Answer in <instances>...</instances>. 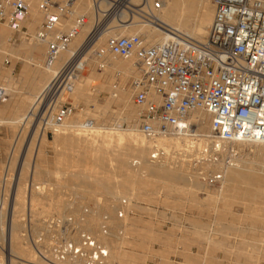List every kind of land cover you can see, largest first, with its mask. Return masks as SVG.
Wrapping results in <instances>:
<instances>
[{"label": "bare ground", "instance_id": "bare-ground-1", "mask_svg": "<svg viewBox=\"0 0 264 264\" xmlns=\"http://www.w3.org/2000/svg\"><path fill=\"white\" fill-rule=\"evenodd\" d=\"M124 1L134 13L125 10L119 13L124 23L122 28L113 32L108 31L109 33H97L90 32L94 16L96 17V14L102 11L101 9L108 11L110 3L106 0H75L72 5L73 15L66 20L61 32H66L71 27L72 19L75 17L85 16L88 22L77 28V33L67 48L61 52L51 66L45 64L46 45L36 41L35 34L31 43L22 42L15 48L10 45L13 40L11 32L0 27V57L7 56L11 62L14 60V63L15 60H19L21 63V69L16 77L13 76V65L9 69L6 68L4 75L0 77L2 82L0 88L4 90L5 95L0 102V124L14 125L17 130L8 154L9 165L0 179V264H41L34 259L31 248L25 242L23 244L24 237L22 234L20 235V232L24 227V222L17 221L19 216H17L18 212L15 211V206H18L19 209L23 207L26 192L28 216H36L32 210L29 211V207L32 209L39 201H45L60 219L68 217L74 219V231L68 234L70 238L77 239L78 234L87 233L106 251L107 262H110L109 257L115 260L116 264L120 255L117 254L118 250L115 248V233L124 230L121 224L122 220L120 222L118 218L123 217V212L126 211L123 210V207L121 209L120 206L118 208L113 204L116 200L121 199L120 196L126 198L121 202L122 206L125 207L126 201L130 202L133 195V185L142 184L136 181L138 177L143 178V175L146 174L150 177L153 175L159 177L160 175L166 180L168 177L175 183L186 181L192 187L198 188V186L206 185L200 179L207 174L216 173H221L223 180L220 183V188L215 190L216 193L206 197L208 205L212 206L213 211H216V207H218L216 204L224 201L230 194L229 197L244 206V220L247 221V225L244 224L246 227L235 226L229 229L232 231L233 238L238 240L237 245H234V251H231L232 264H257L260 260L264 262V143L250 141L217 142L211 132V117L203 110H195L188 114L187 121L191 128L185 136H166L155 140L146 139L138 130L136 117L139 110L131 102L130 85L129 87L126 86L128 78L133 80L139 77V70L134 65V61L121 59L105 52L100 57L92 54V49L102 50L105 48L107 36L137 35L144 39L147 45L152 46L168 39L170 33H179L195 42H203L213 21V5L210 4L209 0H156L160 3V8L156 9L155 0ZM27 2L30 5V11L28 18L22 25L33 29L41 19L42 14L38 10L37 0H27ZM141 5V9L137 8ZM73 16L75 17L72 18ZM75 51L81 53L80 69L82 67L87 73L81 75L74 83L71 93L66 98L69 103L76 106L77 102H82L86 107L92 103L94 109H97L102 117L106 114L111 103H116L121 107V112L116 117L113 115L114 123L111 125L101 127L94 125V119L88 120L87 112L80 110L79 114H72L59 129L53 132V143L64 148L61 155L66 161V163L63 162L64 165L63 163L60 164L66 175L61 179V186L68 187L66 183L69 179L72 182V188L85 189V197L93 196L99 192L105 195V199L111 200V202L109 201L110 204L105 201L106 204L104 203L103 206L91 207L92 209L89 210L88 214H83L84 211L80 205H65L57 195L51 194V192L46 193L47 190L43 191V186L38 182L37 176V169L42 164V151L41 148L34 151L30 150L31 140L36 133L35 126H39L40 132H43L41 123L49 120L48 111L44 110L42 102L49 91L51 92L53 75ZM98 80L101 83L93 86L92 83ZM96 88L107 90L109 93V98L106 99L104 107H99L94 102L91 92ZM87 122H91L92 126L86 127ZM121 123L127 124L128 127L123 130L120 126ZM38 138L39 141H45L43 133L42 139ZM21 145H23L22 162L19 161L21 162L20 167L18 166L19 172L17 176H14V183L11 185L13 187L10 188L12 190H10L8 198H10L11 211L7 215L8 223L4 229L2 221L6 218L4 209L5 203H7L5 196L7 179L13 161H16L15 154ZM215 145L221 152L217 162L211 160V155L203 154L205 148L210 147L212 150L211 147ZM244 146L253 150L251 149L248 154L245 153V158H243L244 155L241 159L232 156L228 163L225 162L224 153L226 150L241 151ZM155 147L163 152L162 157L158 160L151 159L152 150ZM110 155V158L112 156L115 158V166L112 165V169L123 178L121 182H118L120 180L113 181L112 178L114 177L112 176H109L112 177L110 181L102 178L103 176L101 177L100 172L104 170L106 165L104 163L105 157ZM87 159L90 160V168L84 167L85 164L84 166L81 165ZM178 159L182 160L179 161ZM60 161L62 162V160ZM110 161L112 160L109 159ZM73 162H76V165L73 166ZM183 164H185V168ZM73 168H78V170L75 171ZM183 168L186 170L185 173H183ZM189 169L194 170V173L201 170L199 171L201 173L196 175L192 173L193 176L192 174L188 176L187 171ZM108 170L111 171L109 168ZM27 171L31 173V177L29 183L27 182V187L24 188L26 192H24L23 182ZM148 176L146 177L148 178ZM172 184L174 185V183ZM189 190L191 189L189 188ZM119 210H123L122 213H118ZM114 212L118 214L115 215L116 219L113 217ZM104 214H107L109 221L104 222V219H101L103 222L100 220L102 223H98L97 219ZM235 219L234 221L238 220ZM38 221L36 222L38 223ZM38 225L40 226L39 223ZM192 227L195 230L194 234L202 235L206 246H209L211 243L209 234H201L198 230L199 224L193 223ZM219 245L217 244V246ZM220 247L222 248V246ZM207 250L206 247L201 260L202 264L213 263Z\"/></svg>", "mask_w": 264, "mask_h": 264}, {"label": "built area", "instance_id": "built-area-1", "mask_svg": "<svg viewBox=\"0 0 264 264\" xmlns=\"http://www.w3.org/2000/svg\"><path fill=\"white\" fill-rule=\"evenodd\" d=\"M75 0H39L42 22L35 40L46 45L45 64L51 66L69 45L77 28L86 23L81 16L61 32L66 20L73 15ZM110 3L102 17L122 10L134 13L124 0ZM214 17L206 39L195 42L179 33L152 46L140 36L109 37L105 48L92 50L100 57L104 52L121 59H132L139 77L131 80V101L139 109L138 130L148 140L166 136H185L191 128L187 116L203 110L211 117V132L217 142L250 141L264 143V0H211ZM160 8V3H155ZM27 0H0V27L14 35L22 33V24L29 15ZM142 8V5L137 7ZM146 20V19H145ZM114 28L97 24L95 32H108L124 24L117 21ZM79 50V49H78ZM81 52V50H80ZM75 51L58 68L52 78L51 92L43 99L49 120L43 129L55 132L73 114L72 106L63 101L74 83L85 71L80 69V53ZM5 97L0 88V102ZM47 115V116H48ZM86 127L92 123L87 122ZM205 148L217 162L221 156L218 146ZM152 160L163 152L153 148ZM235 152L224 153L228 163ZM207 184H220L221 173L207 174ZM72 217L60 219L53 215L43 221L44 231L31 237L25 228L23 237L30 242L34 258L41 264H109L107 253L87 233L72 239Z\"/></svg>", "mask_w": 264, "mask_h": 264}, {"label": "rangeland", "instance_id": "rangeland-1", "mask_svg": "<svg viewBox=\"0 0 264 264\" xmlns=\"http://www.w3.org/2000/svg\"><path fill=\"white\" fill-rule=\"evenodd\" d=\"M38 2L39 0H37V3ZM155 2L157 1L155 0ZM209 2L210 4H212L211 0H209ZM101 10L102 11L100 13L96 14V17L94 16V22L92 20L93 22L91 25L92 31L97 29L96 28L97 24L98 25L101 24L103 25V27H107V28H114L118 26L117 24L118 20L123 22V19L121 20L120 17L114 14H111L110 16L107 17L106 16L102 17L101 13L107 11L103 9ZM29 11H30V7H29ZM74 17L75 16H73L72 18ZM74 19H76V17ZM28 22H31V20H28ZM41 22H42V16L33 29H29L27 28L26 25H22L24 27L22 33H18L14 35V33L10 31L11 36L13 38L12 43H10V45L17 48L20 44H22V42H24L25 44L31 43L33 40V36L37 31V29L39 28ZM87 22L88 19L86 17V23ZM1 27L9 31L6 27L4 26ZM109 37L110 36H107L106 39H108ZM1 57H0V77L4 75L5 69L6 68L9 69L11 65H13V76L16 77L21 69L20 61L15 60V62L13 63L14 60L11 62V59L7 58V56H1ZM86 73L87 72L84 71L82 75ZM130 81L131 78H128L126 80L127 87H129ZM1 83L2 82L0 79V84ZM100 83L101 82L98 80V81H94L92 85L95 86L96 84L99 85ZM91 94L93 96L94 102L99 107H104L106 105V99L109 98L108 97L109 93L107 90L96 88L94 89L93 92H91ZM67 96L68 95L64 96L62 100L69 103V101L66 99ZM88 105L86 107L82 102H77L76 106L71 105L74 109L73 115L79 114L80 110H84L88 114V120H91V118L94 119L93 124L99 127L107 126L108 124L109 125L113 124L114 117H116V115L119 112H121V107L119 105H117L116 103H111L109 105V108L106 110V114L104 115V117H102L101 113L97 109H94L93 107L94 105H92V103H89ZM137 110L139 109L137 108ZM136 119H138V116L136 117ZM126 125L127 124L125 123L120 124L123 130H125L128 127V125L127 126ZM16 131L17 130L14 125L0 124V179L1 177H3L5 170L9 165L8 154L10 151V147L13 143L14 137L16 135ZM35 131H36L35 136L33 140H31L30 150L34 151L35 149L41 148L40 150L42 151V155H41L42 164L37 169V176L39 179L37 180L39 183L42 184L44 192L47 190L48 192L46 193L51 192V194L57 195V197L58 198L60 197V200L64 202L65 205L67 204L80 205L82 207V211H84L83 214H88L89 210L91 211V209L94 206L97 208V206L99 207L101 205L102 206L105 205L106 204L105 201H107L108 204H110L111 200L105 199V195L99 192L95 193L93 195L94 197L93 196H89L90 198L85 197L84 196L85 189L72 188L71 187L72 182H70L69 179L66 183L68 187L61 186L60 184L61 179L66 176L62 170L63 167L61 166L63 162L66 163V161H64L63 156L61 155L62 152L64 151V150L62 151V149L64 148H61V146H58L53 143V136H54L53 132L47 129H44L43 132H40L39 126H35ZM42 133H43V138L45 139L44 142L39 141L38 138L40 137L42 139ZM22 149H23V145L19 147L17 153L15 154L16 161L15 160L13 161L11 166L12 169L7 179V186H6L7 189L5 192L7 203H5V209H4L6 218H4L2 221L3 222L2 225L4 229L6 227V224L8 223L7 215L11 211V205L9 206L10 198H8L10 194V190H12L10 188L13 187V186L11 187V185H13L14 183L13 181L14 176L15 175L17 176L19 172V167L22 162L21 161V157H22L21 152H23ZM251 149L244 146V148L242 147L241 151H237V150L234 151L236 154V155L234 154L235 155L234 158L241 159V157H243L245 153L248 154L251 151ZM245 155L243 158H245ZM110 157L111 155L109 157L108 156L105 157L104 163L106 165L104 166V170L100 172L101 177L103 176L102 178L108 179L109 181L112 177H114L112 178L113 181L117 182L118 180H120L118 182H121L123 178L116 171H113L112 169L113 166H115V162H114L115 158L113 156L112 158ZM89 159H87V161L81 165L84 166L85 164L84 167L90 168L91 165ZM109 159L112 161L109 162ZM60 160H62V162ZM178 160L181 161L182 159H178ZM65 163H63V165ZM70 164L72 165V162ZM74 165H76V162H73V166ZM183 167L185 168V164H183ZM108 168L111 171H109ZM76 169L78 170V168L75 169L73 168V170L75 171ZM199 171L194 173V170L189 169L187 173H189L188 176H191L192 173L194 175L201 173ZM185 172L186 170L184 169L183 173ZM111 173L115 175L113 176ZM30 174L31 173L29 171H27L25 174V181L23 182L24 192H26V189L24 188L27 187L26 185H28L29 183V179L31 177ZM143 176L146 179L144 177L137 178L136 181L141 182L142 184L141 185H139L138 183L135 184L137 185L136 187L138 189L135 187V185H133L132 188L133 195L131 196L130 202L126 201L125 207L124 205L123 206L121 205V202L126 199L124 196H120L119 198L121 199H119V201L116 200L113 204L116 205L118 208L121 207V209L123 207L124 208L123 210L126 211L125 213L123 212L124 214L122 215L123 217H121L120 219L118 218L120 222L122 220L121 224L124 230H119L115 233V248L118 250L117 254L119 253L118 255H120L119 258H117L118 261L116 260V264H202L201 260L202 257L204 256V249L206 247L208 249L207 253L209 257L212 258L211 260L213 261V263L211 264H217V263L232 264L231 262L232 252L234 251L233 250L235 248L234 245H237L238 240H235L233 238L232 231H230L229 229L235 226L246 227L245 225H247V221L244 220L245 214H244V206L242 204H239L236 201H234L231 197H229L230 194H228V197L226 198L227 200L225 199L221 203H217L216 206L218 207L215 206L217 210L213 211V208L211 209L212 206L208 205L206 197H208V195L216 193V191L220 188L221 184H207L205 183V181L200 179V181L206 185H204L205 187L198 186V188H196V186L192 187L189 182L182 181L175 183L172 182L171 178L168 179L167 177L166 180L163 176L160 175L159 177H157V175H155L156 177L153 175V177L151 176L152 178L147 174ZM146 176H148V178ZM172 183H174V185ZM189 188L191 190H189ZM188 192L192 196H190ZM26 193H25V198L23 199V207L19 209L18 206H15V211L18 212L17 216H19L17 221L24 222L23 224L24 227L20 232V235L21 234L23 235V232L25 231L26 228L30 232L29 235L33 237L38 233L44 231V227H43L44 225L42 222L48 219L49 217L55 215L56 213L54 214L53 209L49 207V205L45 201H39L32 209L29 207V211L32 210L35 213L34 215L36 216L33 217L28 216L27 213L28 211L26 210L27 208ZM84 208L86 209L84 210ZM123 210H119L118 213L120 212L122 213ZM113 215H114L113 217L116 219L115 215L118 214L114 212ZM33 218H35V220H33ZM101 219L102 220L104 219V222L109 221V217L107 216V214L100 216L97 219V222L102 223L103 221ZM234 219L235 220L240 219V221L238 220L234 221ZM100 220L102 222H100ZM36 221H38L40 226ZM193 223L199 224L198 230H200L201 234H205V235L209 234L208 237L210 238V242L212 244L210 243L209 246H206L204 237L202 235L200 236L194 234L195 230L192 227ZM245 238H247V235H245ZM26 241L27 240L24 238L23 244L26 243V245L31 248L30 242L29 241L26 242ZM217 244L220 245L217 246ZM220 246H222V248ZM1 248H3L2 245ZM108 260L110 261L109 264L112 263L115 264V260H113L112 258L108 257ZM257 264H264V262L260 260V262H258Z\"/></svg>", "mask_w": 264, "mask_h": 264}, {"label": "crops", "instance_id": "crops-1", "mask_svg": "<svg viewBox=\"0 0 264 264\" xmlns=\"http://www.w3.org/2000/svg\"><path fill=\"white\" fill-rule=\"evenodd\" d=\"M123 25V24H122ZM122 27H120V28H118V29H112L111 31H109V32H113V31H117V30H119V29H121ZM90 32H92V30L90 31ZM93 32H95V31H93ZM97 33H99V32H97ZM101 33V32H100Z\"/></svg>", "mask_w": 264, "mask_h": 264}]
</instances>
